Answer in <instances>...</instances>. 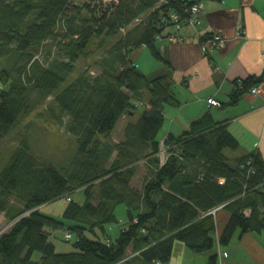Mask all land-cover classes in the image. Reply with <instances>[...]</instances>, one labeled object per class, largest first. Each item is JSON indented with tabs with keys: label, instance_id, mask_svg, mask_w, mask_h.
I'll list each match as a JSON object with an SVG mask.
<instances>
[{
	"label": "trees",
	"instance_id": "obj_1",
	"mask_svg": "<svg viewBox=\"0 0 264 264\" xmlns=\"http://www.w3.org/2000/svg\"><path fill=\"white\" fill-rule=\"evenodd\" d=\"M160 1L0 0V142L43 107L39 117L75 144L64 164L35 157L26 137L9 154L0 216L12 225L0 234V264H168L178 243L218 264L237 234L264 233V162L257 154L230 159L239 145L223 125L204 115L181 136L168 135L159 158L164 110L177 102L171 82L146 77L131 56L144 48L161 60L156 37L173 26L169 14L183 21L194 4ZM95 54L96 73L78 71ZM262 76L235 83L229 105ZM144 102L148 109L110 143L117 124ZM140 163L147 173L136 191L130 184ZM77 190H84L81 206L71 199ZM67 198L59 217L39 210ZM119 206L126 221L111 238L106 229L118 225ZM218 208L229 218L216 237L209 213ZM56 231L67 243L64 235L73 236L75 252H55Z\"/></svg>",
	"mask_w": 264,
	"mask_h": 264
},
{
	"label": "crops",
	"instance_id": "obj_2",
	"mask_svg": "<svg viewBox=\"0 0 264 264\" xmlns=\"http://www.w3.org/2000/svg\"><path fill=\"white\" fill-rule=\"evenodd\" d=\"M177 1L197 3L203 7L201 27L197 30L185 27L180 33L183 38L180 44H171L167 40L156 42L155 49L161 60L154 59L144 48L131 56L140 73L150 79L166 77L172 84L171 94L177 105L164 110L161 139L158 138L160 144L168 135L181 136L192 122L209 115L212 123L223 125L239 145L237 152L226 154L230 159L257 154L264 162V0ZM238 27L242 28L243 36H238ZM211 33L221 35L226 45L203 55L201 47ZM261 76L257 96L248 91L236 104L229 105L235 83ZM209 99L217 101L220 106L210 107L207 104ZM135 105L137 113L133 119L123 120L121 136L128 122L138 118L139 109H148L145 102ZM139 173L141 177L137 178ZM146 173L144 163H140L130 184L132 189H141ZM48 206L55 208L59 214L55 212L53 216L59 217L65 205L57 201ZM228 218L224 211L215 215L216 237ZM121 229L123 227L119 231ZM106 230L109 233L112 228ZM188 252L184 246L176 244L168 264H196L198 257H191ZM220 252L227 254L223 264H264V233L242 237L237 234ZM199 258L203 260L202 264H207V256Z\"/></svg>",
	"mask_w": 264,
	"mask_h": 264
},
{
	"label": "rangeland",
	"instance_id": "obj_3",
	"mask_svg": "<svg viewBox=\"0 0 264 264\" xmlns=\"http://www.w3.org/2000/svg\"><path fill=\"white\" fill-rule=\"evenodd\" d=\"M85 0H75V3H83ZM99 54H95L89 57L86 61H80L77 65V69L79 70H89L91 73H96L93 69L94 59L97 58ZM141 62V61H140ZM143 64V63H141ZM75 74L70 78L73 79ZM69 81L61 87L64 88ZM60 89V90H61ZM43 107L31 113L27 118L23 119L18 127H16L5 139L0 142V170L3 165L6 163L9 154L18 146L22 137H26L29 142L32 153L38 159L46 162H50L56 165L68 163L67 161L75 149L74 139L65 133V129L63 127L56 126L52 121L48 119L47 116L39 117L40 114H43ZM139 113H142V108L139 109ZM127 118H123L122 121ZM66 122V120H65ZM124 125V121L118 126L117 130H115L110 138L109 142L112 144H116V142H120L122 140V128ZM161 139V135L159 137ZM165 140V139H164ZM163 140V142H164ZM163 142L160 144V155L159 158L162 159V156L165 157V149L163 146ZM163 154V155H161ZM228 156L233 153H227ZM141 177V173L138 174L137 178ZM136 183V182H135ZM72 202L81 206L85 202L84 190H77L71 195ZM96 197L94 198V202ZM66 205V201H61ZM39 210L46 215L53 216V214L58 215L55 208L49 207L48 205L42 206ZM115 216L117 218L118 225L111 226L112 231L109 232L110 237L114 238L116 233H118L119 229L123 226L120 225L122 222L126 221L125 218V209L123 206H119L115 210ZM56 217V216H54ZM215 218V216H213ZM12 223H8L3 215L0 216V234L3 233L6 229H8ZM63 231H56L51 237V243L55 248V252L57 254H68L75 252L72 246V243H67L63 241ZM189 253V252H188ZM191 257H198L196 260V264H202L203 260H201L197 255H193L189 253ZM201 257H203L201 255ZM36 259V255L34 256Z\"/></svg>",
	"mask_w": 264,
	"mask_h": 264
},
{
	"label": "built area",
	"instance_id": "obj_4",
	"mask_svg": "<svg viewBox=\"0 0 264 264\" xmlns=\"http://www.w3.org/2000/svg\"><path fill=\"white\" fill-rule=\"evenodd\" d=\"M99 1L106 4L115 0H99ZM160 3H164V0H161ZM183 13L187 15V18L183 21L179 20L177 14L175 13L169 14L170 22L173 24V26L164 28L163 32L156 37V41L167 40L171 44H180L183 42V38L180 35V33L185 27H191L194 30H197L201 27L203 7L200 4L194 3L189 8L185 9ZM237 33L238 36H243L244 32L241 27H238ZM204 42L205 44L201 47V52L203 55H206L209 51L223 49L226 45V40L221 35H217L214 33L209 34L204 39ZM249 93L252 94L253 96H257L260 93L259 87L258 86L252 87L249 90ZM207 104L210 107H216V108L220 106L219 103L213 99L207 100ZM163 156L162 159H160L161 161H163L165 158ZM66 202L67 203L70 202V199L67 198ZM219 209L220 208L211 211L209 215L215 216L216 212ZM64 239L68 242H73V236L71 234H65ZM218 255H219L218 264H223V261L227 258V254L219 253Z\"/></svg>",
	"mask_w": 264,
	"mask_h": 264
}]
</instances>
